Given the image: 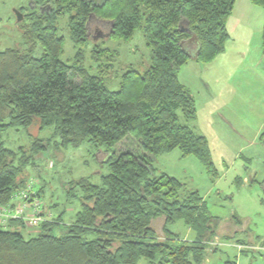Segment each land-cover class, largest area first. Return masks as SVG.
<instances>
[{
    "label": "trees",
    "instance_id": "1",
    "mask_svg": "<svg viewBox=\"0 0 264 264\" xmlns=\"http://www.w3.org/2000/svg\"><path fill=\"white\" fill-rule=\"evenodd\" d=\"M237 1L31 0L32 30L23 32L27 51L0 52V111L11 110L9 122L0 126L32 131L38 126L37 134L54 131L46 141L36 138L27 156L5 147L0 130V206L26 189L30 171L38 169L37 159L52 139L64 149L85 143L97 151L105 148L110 173L100 186L84 178L69 185V200L77 190L82 200L62 236L52 232L63 225V212L54 223L43 222L35 235H24L28 229L20 220L0 226V264L201 263L218 234L217 221L198 192L184 194L185 185L158 174L153 163L179 150L218 176L208 139L190 126L198 117L196 99L180 82L179 72L190 60L209 65L225 52L227 24ZM249 1L264 11V0ZM66 15L76 48L72 63L62 60L66 40L58 22ZM93 21L110 28L111 40L129 42L137 30L145 33L150 67L143 73L128 70L116 91L84 65ZM262 37L264 42V27ZM38 44L43 54L36 57ZM94 46L96 62L118 55ZM127 140L134 141V149L118 150ZM36 192L42 198L44 187ZM178 221L195 233L194 241L170 231Z\"/></svg>",
    "mask_w": 264,
    "mask_h": 264
},
{
    "label": "rangeland",
    "instance_id": "2",
    "mask_svg": "<svg viewBox=\"0 0 264 264\" xmlns=\"http://www.w3.org/2000/svg\"><path fill=\"white\" fill-rule=\"evenodd\" d=\"M17 12L24 15L21 22L18 21ZM33 13L35 10L31 0H0V52L7 49L27 51L28 47L23 46V32L25 29L32 30L30 16ZM58 27L60 35L66 40L62 60L72 63L76 48L68 29V15L59 19ZM89 32V41L83 50L84 65L92 75L103 77L109 90L120 88L121 77L128 70L135 69L143 73L150 67L151 52L143 30H137L129 42L111 40L110 28L95 21ZM99 34L104 37L95 41ZM96 44L118 55L111 58L112 61L103 59L96 62L93 59ZM36 47L35 56L39 57L43 51L39 44ZM246 60L240 61L233 77L227 76L228 81L233 82L235 94L240 100L239 111L235 114L237 123L232 124L231 128L222 125L221 133H218L210 131L206 112L203 116L199 114L197 122V132L203 133L209 141L218 176L209 175L199 160L183 157L179 150L161 155L153 163L158 174L166 173L182 182L185 185L184 194L198 192L206 203L208 213L217 221L213 225H217L218 234L207 245L200 264H235L237 260L238 264H264V251L254 256V252L247 248L250 244L264 246V129L261 124L264 120V77L256 75L254 61ZM108 64L112 66L107 67ZM193 88L199 93L196 100L200 105L208 95L199 84H194ZM237 95L234 100L238 98ZM199 110L203 111L201 108ZM10 111L8 108L0 111V125L9 122ZM182 122L185 121L182 119ZM37 129L38 126L33 131L0 126L1 140L5 147L14 152L31 156L35 139L46 141L54 131L47 128L37 134ZM220 136L226 137L225 142L218 138ZM57 142L59 140H51V145L37 159L38 169L31 170L29 176L35 180L37 189L44 187L43 197L39 198L45 206L46 221L54 223L59 214L65 213L63 225L55 226L52 232L62 236L66 233V226L80 211L82 200L79 190L76 191L75 199L69 200V185L84 178L100 186L102 178L110 173V169L104 162L107 158L105 148L97 151L85 143L78 148L64 149ZM134 146L133 140H127L117 148L124 151L134 149ZM161 227V223H157L155 228L162 241ZM169 229L181 240L189 241L195 237V233L182 221L170 225ZM37 231L28 229L24 235H35ZM239 249L247 250V253L242 254ZM140 264L146 262L142 260Z\"/></svg>",
    "mask_w": 264,
    "mask_h": 264
},
{
    "label": "crops",
    "instance_id": "3",
    "mask_svg": "<svg viewBox=\"0 0 264 264\" xmlns=\"http://www.w3.org/2000/svg\"><path fill=\"white\" fill-rule=\"evenodd\" d=\"M263 27L264 11L259 7L253 6L249 0H238L228 20L227 29L230 38L225 52L209 65H202L195 60H190L181 68L179 72L180 82L193 93L195 99L199 93L194 90V84H199L208 95L201 101L200 105L198 100H196L198 117L190 126L197 134L205 136L203 133L197 132L199 114L203 116L205 112L208 115L207 125L211 132L218 131V133H221L220 128L222 125L231 128L232 124L237 123L235 114L239 111L240 100L239 96L235 94L236 89L233 86V82H229L228 77H233L236 74V69L239 68L240 61L243 59L254 61L253 67L256 75L264 77ZM235 95L238 98L234 100ZM199 108L203 111L200 112ZM261 110L263 109L261 108ZM261 124L264 129V120H262ZM218 138L225 142L226 137L220 136ZM182 240L187 241L185 239ZM194 240L195 237L189 242ZM232 245L236 247L235 244ZM247 248H250V251L252 250L255 253H253L254 256H258L257 254L260 251H264L263 244L258 246L250 244ZM239 251L242 254L247 253V250L239 249ZM235 264H238V260Z\"/></svg>",
    "mask_w": 264,
    "mask_h": 264
},
{
    "label": "built area",
    "instance_id": "4",
    "mask_svg": "<svg viewBox=\"0 0 264 264\" xmlns=\"http://www.w3.org/2000/svg\"><path fill=\"white\" fill-rule=\"evenodd\" d=\"M35 183L31 179L26 189L17 192L8 205L0 206L1 227H7L12 220H20L27 229H37L46 221L45 206L37 195Z\"/></svg>",
    "mask_w": 264,
    "mask_h": 264
},
{
    "label": "water",
    "instance_id": "5",
    "mask_svg": "<svg viewBox=\"0 0 264 264\" xmlns=\"http://www.w3.org/2000/svg\"><path fill=\"white\" fill-rule=\"evenodd\" d=\"M45 10V9H43ZM42 10V12H43ZM17 16H18V21L21 22L23 19H24V15L21 13V12H17ZM104 36L102 34H99L98 37L95 39V41L98 39V38H103Z\"/></svg>",
    "mask_w": 264,
    "mask_h": 264
}]
</instances>
